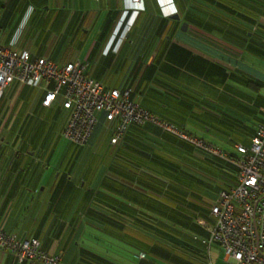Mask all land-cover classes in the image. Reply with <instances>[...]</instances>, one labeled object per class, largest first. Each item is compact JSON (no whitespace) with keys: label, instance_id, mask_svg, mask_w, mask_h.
Returning <instances> with one entry per match:
<instances>
[{"label":"crops","instance_id":"obj_1","mask_svg":"<svg viewBox=\"0 0 264 264\" xmlns=\"http://www.w3.org/2000/svg\"><path fill=\"white\" fill-rule=\"evenodd\" d=\"M127 5L129 0H5L3 16L17 24L26 18L24 41L33 28L19 49L59 65L88 63L87 74L105 89L130 90L132 100L160 120L219 150L233 145L229 157L237 155V144L249 146L264 120V0H143L144 9L129 14L125 34L108 50ZM52 32L59 36L53 53L47 48ZM66 44L80 52L66 56ZM2 97L5 114L13 109L16 116L0 126V229L36 237L42 250L61 256V264H83V247L89 246L83 230L132 252L131 243L106 232L151 230V216L168 212L150 193L154 184L167 183L168 167L200 202L191 209L198 226L199 220L215 223L202 203L237 183V168L228 160L153 124L131 125L116 146L111 138L118 121L102 118L80 145L63 135L71 110L61 98L46 107L44 92L18 82ZM213 176L219 183L210 196L206 182ZM215 243L212 262L225 264ZM0 264L23 263L0 251Z\"/></svg>","mask_w":264,"mask_h":264},{"label":"built area","instance_id":"obj_2","mask_svg":"<svg viewBox=\"0 0 264 264\" xmlns=\"http://www.w3.org/2000/svg\"><path fill=\"white\" fill-rule=\"evenodd\" d=\"M129 1L108 50L115 48L116 34L120 33L121 27L125 34L128 24L124 22L128 15L144 9L143 0ZM32 9L30 7L28 12ZM18 40L19 36L15 35L8 44L0 42V98L14 82L44 92L42 104L46 107L61 98L63 107L71 110L63 135L80 145L88 143L104 114L107 120L118 121L111 138L113 144L121 140L130 124L152 122L197 148L228 160L237 168V183L231 189L221 191L211 205L214 224L199 220L209 232V237L204 240L209 258L206 264H213L211 250L215 242L223 249L225 264H264V120L256 127L251 144H237V155L229 157L205 140L160 121L132 100L130 90L105 89L101 82L87 74L88 63L72 60L59 65L48 56H33L28 49H19ZM51 83H54L53 87ZM262 112L264 114V107ZM0 251L11 253L17 261L26 264H59L62 261L60 255L42 250L39 239H23L2 229ZM143 257L145 254L142 253L140 258Z\"/></svg>","mask_w":264,"mask_h":264},{"label":"trees","instance_id":"obj_3","mask_svg":"<svg viewBox=\"0 0 264 264\" xmlns=\"http://www.w3.org/2000/svg\"><path fill=\"white\" fill-rule=\"evenodd\" d=\"M127 20L128 17L124 24L127 23ZM115 28L116 27H114L111 31L110 37L115 34ZM122 33L123 28L121 27L120 33L116 34L115 41L119 39ZM247 83L250 87H254V82L248 80ZM102 118L106 119V116L104 114L101 115L99 122ZM133 124L140 126L153 124L161 128L163 131H167L152 122L143 125L138 123H132L130 124V126ZM128 129L126 130V132L128 131ZM126 132L118 143L112 144L116 146L121 144ZM173 134L178 136L177 138L188 142V140L180 137L176 133ZM173 169V166L166 168V184H154L153 188L150 191L153 203L159 204L161 202L162 204H165L167 206L168 211H161L160 214L151 216V220L148 223V226H150L151 230L147 231V233L143 231H116L112 233L106 232L110 235L117 234L118 237L124 242L131 243L134 247V250L130 252L128 248L117 247L111 241L104 240L101 238V236L95 235L94 232H91L89 230H83V238L92 244L91 247H83V264H206L208 262V248L207 244L204 243V238L209 237V232L200 223L198 224L203 229L201 230L198 228L200 227L196 223V221H198L196 220L198 216L191 211L193 207L192 203L198 201L191 195L188 189L184 188V186H187L188 184H184L183 186L182 184L175 182V172H173ZM164 170L165 169L162 168L163 174L165 173ZM159 185H161L160 190L154 188L155 186L158 187ZM229 189H231V187ZM221 191H219V193ZM176 192H178L179 195L176 194ZM176 195L178 196V198L176 197ZM214 201L210 204L202 203L204 208L208 210L209 214L210 207L214 203ZM175 205L180 206L175 207ZM176 210H180L179 213L182 214H175L174 212ZM206 233L208 234V236L204 237ZM100 248H105L108 254L101 251ZM205 252L207 256V258L205 257L206 260L203 256V253ZM140 253L145 254V257L140 258ZM115 255L119 256V262L113 260V257ZM61 262L59 264H61Z\"/></svg>","mask_w":264,"mask_h":264},{"label":"rangeland","instance_id":"obj_4","mask_svg":"<svg viewBox=\"0 0 264 264\" xmlns=\"http://www.w3.org/2000/svg\"><path fill=\"white\" fill-rule=\"evenodd\" d=\"M4 14H5V0H0V41L3 42L4 38H6V37H8V38L11 37L12 38L13 36H15V35L17 36L18 35L19 36V40H18L17 45L18 44L21 45L26 40L28 42V40L30 38V32L32 31L33 28H31V30L28 31V34L29 35L27 36L26 40L24 41V35H23L24 33H23V30H24V24H25V21L24 20H26V18L25 19L23 18L22 21L19 24H17V23L13 22L10 19L11 17L7 18L8 20H4V18H5L3 16ZM29 26H31V25H29ZM29 29H30V27H28L27 30H29ZM41 30L44 31L43 29H41ZM48 38H49V40L47 42V48L51 51V53H53V51L57 50V48L59 46V40H58L59 39V36H58V34L52 32L49 35ZM35 41H36V39H35ZM66 46H67V44L63 47V49L66 50L65 53H66V56H68V57L71 56V55L73 57H75L76 54L80 52L79 49H75L74 48L75 46H73L71 44H69L67 47ZM82 58H83V56H82ZM263 68H264V64H263ZM9 97H10V94H6L4 101L5 100H8ZM0 113H1L0 114L1 115L0 116V126H4L7 123L9 124L10 122L13 121L14 117L16 116V111H14L13 109L11 111H9L8 113L5 114V111L3 110V108H1V106H0ZM220 146L223 149L222 150L220 148V150H222L224 153L227 152V153L230 154L231 152H235V148H233V145H220ZM199 174H202V173L199 172ZM217 180H218V178H217ZM217 180L213 176V179L208 180V182H206V183H208L210 185V186H208L209 188L207 190L208 195L214 196V194H215V190H214L215 188L214 187L219 183V181H217ZM184 188H186V186H184ZM108 241L115 242L114 240H111V239H109ZM86 243H88V242H86ZM88 244H89V247H91L92 244H90V243H88ZM215 244L212 246V253L214 255L216 254V252H215L216 251V247H215L216 245ZM100 249L104 253H107L105 248L104 249L103 248H100ZM218 255H219L218 257H221V255H223V253L220 252ZM219 261H221L220 258H219Z\"/></svg>","mask_w":264,"mask_h":264},{"label":"water","instance_id":"obj_5","mask_svg":"<svg viewBox=\"0 0 264 264\" xmlns=\"http://www.w3.org/2000/svg\"><path fill=\"white\" fill-rule=\"evenodd\" d=\"M174 17H176L177 19H179V15H176ZM187 27H188V24L187 23H184L183 26H182V29L183 30H187Z\"/></svg>","mask_w":264,"mask_h":264}]
</instances>
